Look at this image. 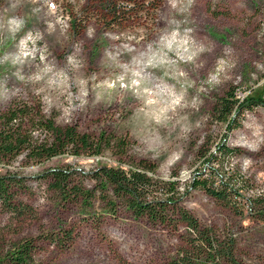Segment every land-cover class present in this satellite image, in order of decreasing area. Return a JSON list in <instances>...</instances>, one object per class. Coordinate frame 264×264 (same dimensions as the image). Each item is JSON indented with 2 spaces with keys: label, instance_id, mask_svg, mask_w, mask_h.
Instances as JSON below:
<instances>
[{
  "label": "rangeland",
  "instance_id": "1",
  "mask_svg": "<svg viewBox=\"0 0 264 264\" xmlns=\"http://www.w3.org/2000/svg\"><path fill=\"white\" fill-rule=\"evenodd\" d=\"M104 1L0 0V110L30 103L58 125L111 132L128 145L121 159L107 148L0 162V175L23 176L16 195L27 205L16 215L0 204L5 236H38L43 264L167 263L186 245L187 229L138 218L122 202L115 214L96 199L83 209L40 176L69 165L93 188L92 170L144 158L159 177L179 182L180 204L203 225L236 239L235 264H264V105L235 115L232 129L213 112L229 91L264 94V0H163L156 26L147 14L113 28ZM70 7L82 12L77 32ZM223 143L239 154L225 156ZM199 172L216 186L234 184L231 202L193 188ZM66 231L73 239L65 248L50 239Z\"/></svg>",
  "mask_w": 264,
  "mask_h": 264
},
{
  "label": "trees",
  "instance_id": "2",
  "mask_svg": "<svg viewBox=\"0 0 264 264\" xmlns=\"http://www.w3.org/2000/svg\"><path fill=\"white\" fill-rule=\"evenodd\" d=\"M163 0H105L102 5L103 20L110 27L130 23L141 16L150 15L156 26L157 11ZM72 32L80 30V9L70 7ZM129 25V24H128ZM264 105V94L258 97L239 98L236 91L227 92V97L218 100L214 113L228 126L239 127L235 115L244 109ZM41 134H36V132ZM127 140L111 132L99 134L82 132L74 125H58L54 118L44 114L42 108L30 103L14 101L12 105L0 110V162L11 161L23 154L28 162H44L61 155L92 156L100 155L111 148L121 158L127 153ZM225 156L239 154L235 147L226 143L218 147ZM69 165L48 168L40 176L48 181V186L59 199L76 201L81 208H94V200L115 214L122 202L133 214L146 217L153 224H162L187 229L189 238L179 254L165 264H218L222 261L236 263V239L223 236L213 227L203 225L191 211L183 207L182 192L177 180H165L157 173V164L144 158L134 165L125 167H98L87 173L97 182L95 187H86L78 180V172ZM202 174V175H199ZM194 177L193 188H203L211 196L230 201L233 192H238L234 184L221 180L216 186L211 179ZM23 176L18 174L0 175V204L5 210L18 215L25 213L24 203L19 201L16 190L23 186ZM50 239L65 248L72 241V232L52 234ZM38 236H24L18 239L7 238L0 227V264H43L39 259Z\"/></svg>",
  "mask_w": 264,
  "mask_h": 264
}]
</instances>
